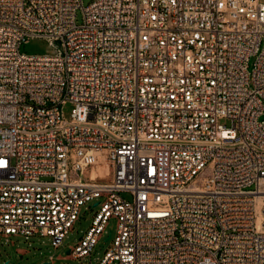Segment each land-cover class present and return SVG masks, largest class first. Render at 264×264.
Masks as SVG:
<instances>
[{"label":"built area","instance_id":"obj_1","mask_svg":"<svg viewBox=\"0 0 264 264\" xmlns=\"http://www.w3.org/2000/svg\"><path fill=\"white\" fill-rule=\"evenodd\" d=\"M94 201L69 258L264 264V2L0 0V241Z\"/></svg>","mask_w":264,"mask_h":264},{"label":"rangeland","instance_id":"obj_2","mask_svg":"<svg viewBox=\"0 0 264 264\" xmlns=\"http://www.w3.org/2000/svg\"><path fill=\"white\" fill-rule=\"evenodd\" d=\"M92 1L83 0V4L86 6ZM260 1L264 2V0ZM77 22H82V10L77 12ZM59 48L58 42L51 43L47 39L35 37L23 43L21 51L27 54L54 55L59 52ZM71 109V104L65 106V114L67 116L70 115ZM123 197L130 199L131 196L128 193H124ZM95 202H91L82 208L81 219L76 222L74 230L68 233L59 248L53 247L48 237L36 236L28 240L24 237H12L10 242L0 241V264H5L6 261H9V264H42L49 261L51 255L54 256L55 264H88L90 257L72 259L68 257L69 253L67 251L77 243L90 226L94 212L98 208V206L94 207ZM116 228L117 219L113 217L108 221L106 232L92 252L93 261L100 260L106 251L110 249ZM109 236L110 238L106 240Z\"/></svg>","mask_w":264,"mask_h":264},{"label":"water","instance_id":"obj_3","mask_svg":"<svg viewBox=\"0 0 264 264\" xmlns=\"http://www.w3.org/2000/svg\"><path fill=\"white\" fill-rule=\"evenodd\" d=\"M98 204V202H95L94 206H96ZM110 238V236L106 239L108 240ZM67 253H70V249L67 251ZM5 264H9V261H6ZM46 264H49L48 262Z\"/></svg>","mask_w":264,"mask_h":264},{"label":"bare ground","instance_id":"obj_4","mask_svg":"<svg viewBox=\"0 0 264 264\" xmlns=\"http://www.w3.org/2000/svg\"><path fill=\"white\" fill-rule=\"evenodd\" d=\"M99 173H102V170H103V168L102 167H99ZM97 172H94V174L93 175H95Z\"/></svg>","mask_w":264,"mask_h":264}]
</instances>
